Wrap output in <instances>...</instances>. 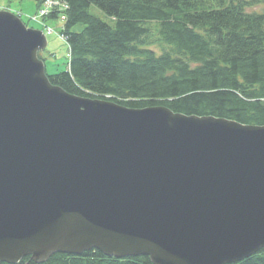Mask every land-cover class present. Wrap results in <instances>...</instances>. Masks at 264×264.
Instances as JSON below:
<instances>
[{"label":"water","instance_id":"95a60500","mask_svg":"<svg viewBox=\"0 0 264 264\" xmlns=\"http://www.w3.org/2000/svg\"><path fill=\"white\" fill-rule=\"evenodd\" d=\"M45 45L0 11V263L96 249L230 264L264 248V125L70 94Z\"/></svg>","mask_w":264,"mask_h":264},{"label":"trees","instance_id":"16d2710c","mask_svg":"<svg viewBox=\"0 0 264 264\" xmlns=\"http://www.w3.org/2000/svg\"><path fill=\"white\" fill-rule=\"evenodd\" d=\"M62 1L70 58L52 84L130 108L264 125V0ZM15 264L152 263L90 249ZM230 264H264V248Z\"/></svg>","mask_w":264,"mask_h":264},{"label":"rangeland","instance_id":"374dc122","mask_svg":"<svg viewBox=\"0 0 264 264\" xmlns=\"http://www.w3.org/2000/svg\"><path fill=\"white\" fill-rule=\"evenodd\" d=\"M44 0H0V6L6 8L10 13L20 14L21 21L28 27L35 30H41L43 25L52 28L54 33L46 34V46L40 51V55L44 58L46 73L53 75L59 71H65L69 62V49L65 40L58 36L61 26H63V10L58 13L57 17H45L43 24L40 21L30 20L29 17L35 15L38 9L43 7ZM256 9L261 8V5L254 6ZM1 10V9H0ZM92 12L98 13L95 7H91ZM82 24H77L72 29L80 31ZM156 48V47H155Z\"/></svg>","mask_w":264,"mask_h":264},{"label":"built area","instance_id":"2783aa9c","mask_svg":"<svg viewBox=\"0 0 264 264\" xmlns=\"http://www.w3.org/2000/svg\"><path fill=\"white\" fill-rule=\"evenodd\" d=\"M51 5H53L52 3H51ZM45 11H42L41 13H44Z\"/></svg>","mask_w":264,"mask_h":264}]
</instances>
